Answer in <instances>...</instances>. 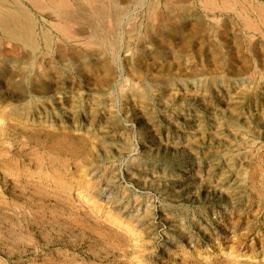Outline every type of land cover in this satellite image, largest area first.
I'll list each match as a JSON object with an SVG mask.
<instances>
[{"label": "rangeland", "instance_id": "374dc122", "mask_svg": "<svg viewBox=\"0 0 264 264\" xmlns=\"http://www.w3.org/2000/svg\"><path fill=\"white\" fill-rule=\"evenodd\" d=\"M0 264H264V0H0Z\"/></svg>", "mask_w": 264, "mask_h": 264}, {"label": "bare ground", "instance_id": "6f19581e", "mask_svg": "<svg viewBox=\"0 0 264 264\" xmlns=\"http://www.w3.org/2000/svg\"><path fill=\"white\" fill-rule=\"evenodd\" d=\"M251 79H254V75H251V77H250ZM253 81V80H252ZM153 132V131H152ZM169 147H172L171 149H176L177 147H178V144L177 143H171L170 145H169ZM169 147H167V148H169ZM170 149V148H169ZM220 180V179H219ZM226 183V181H223V180H220V181H218L215 185H214V190L216 191V192H219L220 194H224V195H226L227 193H229L230 192V189L232 188V186H229L227 183ZM231 184V183H230ZM235 188V187H234ZM214 191V192H215ZM134 211V210H133ZM123 213L124 214H127V215H129V214H131V211H129V210H127L126 208H124L123 209ZM144 215V214H143ZM137 216V215H136ZM134 218V217H133ZM142 224L143 225H146V226H150L149 225V222H147V221H144V222H142ZM140 225V224H139Z\"/></svg>", "mask_w": 264, "mask_h": 264}]
</instances>
